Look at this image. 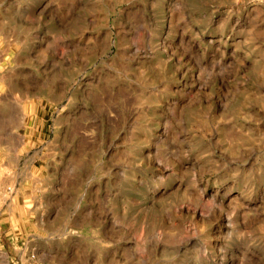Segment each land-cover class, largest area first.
Instances as JSON below:
<instances>
[{"label":"clouds","instance_id":"clouds-1","mask_svg":"<svg viewBox=\"0 0 264 264\" xmlns=\"http://www.w3.org/2000/svg\"><path fill=\"white\" fill-rule=\"evenodd\" d=\"M0 264H264V0H0Z\"/></svg>","mask_w":264,"mask_h":264}]
</instances>
